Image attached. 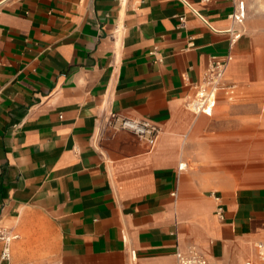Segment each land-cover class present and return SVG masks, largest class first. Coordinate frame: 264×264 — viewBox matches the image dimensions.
Segmentation results:
<instances>
[{
	"label": "crops",
	"instance_id": "crops-1",
	"mask_svg": "<svg viewBox=\"0 0 264 264\" xmlns=\"http://www.w3.org/2000/svg\"><path fill=\"white\" fill-rule=\"evenodd\" d=\"M239 1L0 0V230L17 234L0 264H177L190 246L259 264L264 186L204 191L178 168L209 63L230 57L233 94L264 41L233 40ZM113 113L158 124L155 145Z\"/></svg>",
	"mask_w": 264,
	"mask_h": 264
},
{
	"label": "rangeland",
	"instance_id": "rangeland-1",
	"mask_svg": "<svg viewBox=\"0 0 264 264\" xmlns=\"http://www.w3.org/2000/svg\"><path fill=\"white\" fill-rule=\"evenodd\" d=\"M242 3L246 13L239 32L248 34L252 39L261 36L264 31H250L251 10L248 0ZM243 61L246 63L244 88L236 85L230 95L219 91L212 113L206 115L200 112L198 115V129L181 133L180 138L185 143L181 161L187 163V167L181 170V179L185 177L190 186L204 191L264 186V171L241 172L236 163L241 158L235 157L247 151L264 150V41L259 40L252 45Z\"/></svg>",
	"mask_w": 264,
	"mask_h": 264
},
{
	"label": "built area",
	"instance_id": "built-area-1",
	"mask_svg": "<svg viewBox=\"0 0 264 264\" xmlns=\"http://www.w3.org/2000/svg\"><path fill=\"white\" fill-rule=\"evenodd\" d=\"M244 6L242 1L238 2L237 9L231 13L230 17L232 20L233 27L231 32L233 33V40L241 35L239 32V27H241L244 15ZM230 57L226 60L213 59L208 68L205 70L201 83L196 87V95L198 96L200 102L198 103V108L209 114V109L214 107L217 94L219 91H223L225 94L230 95L233 91V85L226 83L224 80L225 71L227 68L228 61ZM192 98L189 96L186 100V104L189 107ZM190 108V107H189ZM208 108V110H205ZM194 111V109L190 108ZM109 125L113 129L128 130L138 137L145 139L150 147H153L160 134V126L149 119H138L131 118L124 115H119L116 113L111 114L109 119ZM181 169V164L178 166ZM175 194V192L173 193ZM215 200L217 201L216 214L219 218H223V207L220 202V197L212 193ZM17 237L16 233H9L7 231L0 230V240L3 242V248L1 252V259L3 261H9L10 259V244L11 241ZM256 247H258V257L259 264H264V244L262 242H256ZM175 256L177 259V264H211L209 260L200 253L194 246H190L186 252L176 251ZM20 264H37L33 262H23ZM41 264H60L59 261H51ZM245 264H254L252 261H246Z\"/></svg>",
	"mask_w": 264,
	"mask_h": 264
},
{
	"label": "bare ground",
	"instance_id": "bare-ground-1",
	"mask_svg": "<svg viewBox=\"0 0 264 264\" xmlns=\"http://www.w3.org/2000/svg\"><path fill=\"white\" fill-rule=\"evenodd\" d=\"M248 3H249V8L251 10L252 21L255 24V26H257L259 24L263 25L264 24V0H248ZM243 6H244V8H243L244 15H245V13H246L245 12L246 11L245 4H243ZM237 27H239V25H237ZM250 56H251V54H250ZM261 70H263V69H261ZM260 80H262V79H260ZM256 82H258V81H256ZM190 97L192 98V100L189 104V107L194 109V111H196V112L206 113V112H203V110L199 109L197 106L198 103L200 102V100H199L198 96L196 95V92L193 95H190ZM212 109H213V107L209 109V111H210L209 115L212 113ZM205 110H208V108H205ZM179 164H181V169H184L185 167H187V163L185 161H180ZM240 168L242 170L243 169L246 170L247 172H253V173L264 171V150L259 149L255 152H250L249 153V159L246 160L243 164H241ZM258 174H260V173H258ZM262 174H260V175H262ZM258 251H259V249L257 247V253H258Z\"/></svg>",
	"mask_w": 264,
	"mask_h": 264
}]
</instances>
